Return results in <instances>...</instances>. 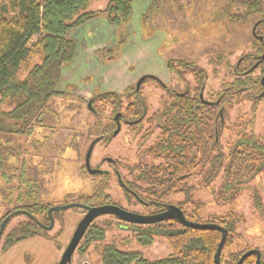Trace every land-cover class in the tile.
I'll use <instances>...</instances> for the list:
<instances>
[{"label":"trees","instance_id":"trees-1","mask_svg":"<svg viewBox=\"0 0 264 264\" xmlns=\"http://www.w3.org/2000/svg\"><path fill=\"white\" fill-rule=\"evenodd\" d=\"M91 1L0 0V105L10 107L8 111L0 112V135H3L0 138V174L6 175L10 171L8 162H11L13 169L19 171L20 184L24 187L23 194L19 192L17 195L18 206L15 209L23 210L30 217L43 216L47 226V211L51 206L40 204L37 180L23 177L25 164L23 161L18 164V159L24 142H20L18 137H31L36 126L48 129L57 124L54 100H73L67 94L56 91L62 70L71 64L76 53L72 33L101 16L116 30L117 36L119 33V47L125 43L121 31L133 15V3L146 0H109L104 9L89 11ZM166 1L169 0H162L163 3ZM225 1V8L228 6L231 11L229 21L232 24L263 16L264 0ZM36 59L40 61L35 62ZM174 62L167 61L169 73H174L179 67L183 70L181 74H192L199 91L204 87L201 71L184 61ZM242 67L238 69L239 72L246 70ZM145 82L138 92L132 88L130 94L126 95L105 92L94 96L90 100V112L97 121L89 130V137L103 135L104 139H112L114 127L112 124H101V114L95 105L109 104L112 114L122 110L124 117L134 122V126H128L134 132L133 136L139 134L144 123L146 128L140 141L144 143L150 138L152 141L145 146L137 163L129 171L132 179L123 181L125 195L135 204L141 202L154 211L161 212L172 205L178 207L188 221L223 228L226 238L220 263L236 264L245 252L253 249L230 250L240 237L237 226L243 222V217L228 211L203 220L204 204L196 199L193 191L195 188L207 189L214 204L231 207L248 183L256 178L264 179V141L254 135L251 121H236L232 127L225 124L221 127L215 116V108L210 105L203 106L199 111L194 110L193 106L198 104L197 96L190 97L188 94L170 101L165 93L159 100L158 111L145 120L142 116L145 111V115H148V108L140 97ZM231 85L233 87L229 88L228 93L224 90L219 93L221 102L233 94L242 96L248 84L246 79H239ZM123 98L126 106H123ZM171 104L176 112L174 115H171ZM156 128L157 132L154 130ZM224 130L230 131L225 151L220 144ZM8 136L18 137L6 138ZM10 143L13 145L10 146ZM37 143L35 140L29 141L28 147L36 149ZM12 160L17 163L13 165ZM103 177L92 185L90 194L68 195V198L74 200L72 203L86 206H118L106 194L107 180ZM1 193L3 199L9 198L6 191ZM172 197L177 199L172 200ZM251 198L254 213L264 221V205L260 197L254 192ZM57 215L52 214L53 218ZM3 219H0V224ZM123 224L131 232L137 246L148 247L161 240L169 247L171 254L148 261L137 250H120L114 243H104L100 248L102 264H214L213 256L221 239L219 231L190 229L176 220L145 226ZM34 229L42 231L29 218L17 224L5 237L2 249L36 236ZM104 233V227L91 224L82 238L83 242L88 245L89 242L103 241ZM241 264H255V256L247 257ZM259 264H264V259L260 258Z\"/></svg>","mask_w":264,"mask_h":264},{"label":"rangeland","instance_id":"rangeland-1","mask_svg":"<svg viewBox=\"0 0 264 264\" xmlns=\"http://www.w3.org/2000/svg\"><path fill=\"white\" fill-rule=\"evenodd\" d=\"M108 1L92 0L88 10H102ZM144 2V10L143 7H139L140 10L136 8L127 26L122 29L125 43L119 47L117 41L113 42L112 36L109 35L114 31L113 28L106 31L108 34L105 38L97 40L84 36V29L72 33L71 37L76 42V53L71 64L62 70L56 91L67 94L73 100L66 101L60 98L54 100L57 124L48 129L36 126L31 137L16 136L20 138V142H24L18 164L22 161L25 164L23 177L37 180L41 205L59 207L72 203L74 200L68 198V195L90 194L92 185L104 178L90 176L84 169L87 148L95 140L94 136L89 137V130L95 126L97 119L90 112L91 105L88 107L94 96L105 92L130 94L143 75L159 77L164 85L170 89L174 88L176 92H182L187 81L196 95L197 87L192 74L186 78H182L181 74L179 75L181 78L176 79L173 73H169L167 61L172 60L175 64L177 61H184L201 71L204 76V98L209 99L213 96L211 99L214 100L216 94L231 82L230 72L227 71L228 65L234 66L245 52L252 49L250 31L253 20L232 24L229 21L231 11L228 6L225 8L227 5L225 0ZM98 18L103 19L101 16ZM91 24L96 25L95 21ZM117 38L120 40V37ZM95 41H98V44ZM39 61L40 59L35 60ZM163 95L164 92L157 83L152 80L145 82L140 97L146 103L148 114L158 108ZM122 102L123 106H126L124 98ZM95 108L101 114V124H111L108 121V118L114 115L111 106L95 105ZM8 110L9 106L0 105V112ZM226 113L227 118L223 124L232 127L236 121L243 123L252 120L254 135L264 141V98L254 106L251 100L242 95L226 108ZM128 130L130 131L128 127L121 126L120 133L111 143H98L91 154V167L99 164L103 157L111 158L117 161L121 180L130 181L132 174L129 171L152 138L141 143V135L139 139L134 138L133 133ZM229 135L230 131L224 130L220 136V144L224 151ZM0 138H3V135H0ZM34 140L38 142L36 149L29 148V141ZM11 143L10 146L13 145ZM12 161L14 165L16 161ZM100 169L109 172V175L105 176L106 194L112 203L140 214L152 210L127 198L110 167L104 164ZM19 175V171L14 169L11 175L0 174V219L18 206L17 195L19 192L23 194L24 189L20 184L22 181ZM1 191L8 193L7 200L3 199ZM253 191L258 194L264 205L262 177L248 183L231 207L214 204L213 197L207 189L195 188L193 192L196 199L204 204L203 220L228 211L236 212L243 217V222L237 226L240 237L230 248L231 251H242L245 247H251L252 250H259L260 258L264 259V221L253 211L251 198ZM171 199L176 200L177 197ZM82 216L81 209L73 208L58 212L53 218L51 230L38 231L40 235L21 240L3 250L5 237L17 224L26 221L23 216L15 215L3 230L0 240V264H58ZM92 224L105 228L103 241L89 242L86 245L81 239L68 264H102L100 248L104 243H114L120 250H137L148 261L162 259L171 254L169 247L161 240L148 247L137 246L129 229L123 222L113 217L102 216Z\"/></svg>","mask_w":264,"mask_h":264},{"label":"flooded vegetation","instance_id":"flooded-vegetation-1","mask_svg":"<svg viewBox=\"0 0 264 264\" xmlns=\"http://www.w3.org/2000/svg\"><path fill=\"white\" fill-rule=\"evenodd\" d=\"M252 20L253 21H252L251 31H250L251 37H252V43H251L252 49L249 52H245V54L243 56H241L236 61V63L234 64V66H231V67H233V69H231L229 67V65H228L227 71L230 72L231 82H230V84L228 86L224 87L222 90H224L225 93H228L229 88L233 87V85H231V84L237 83V80H239V79H242V80L243 79H246L248 85H247V87L245 88V90L241 94H243L244 96H246V98H248L249 100H251V102L255 106L257 104V102L261 101L264 98V83L262 82V80L264 78V13H263V16L261 18L260 17H256L255 19H252ZM244 62H245V64H243ZM242 66L245 67L246 70L243 71V72H239L238 69L240 67H242ZM179 70L180 69L178 67V68H176V70L173 73V75L175 76L176 79L181 78V77H179V75H181V72H178ZM182 72H183V70H182ZM255 72H258L257 75L254 74ZM186 76L187 75H183L182 74V78H186ZM153 77H155V76L153 75ZM156 78L157 79H147V81L148 80H152L155 83H157V85L163 90L164 94L165 93L168 94L167 96L169 97L170 101H172L174 97H183L184 95H187L188 94L190 97L197 96L196 101H197L198 104H196V105L193 106V109L194 110H196V111L202 110L203 109V106H209L210 107V105H211L212 107H214L215 108V113H216L215 116L219 120V122L221 123V127H222V124L224 123V119L227 118L226 108L229 107V106H231L235 101H237V98L240 99V96H241L240 95L238 97L237 94H233V95L228 96L227 98L223 99V102H221L222 101V98H220L219 94H216V96H215L216 98L214 100L211 99L213 96H210L209 99H205L204 98V93H203V88L200 91L198 89L197 90L195 89V91H197V94L195 95V92L192 89H190L189 84H188L187 81H186V85L184 86V89L182 90V92H176V90L174 88L170 89V88L167 87V85H164L161 82V79L159 77H156ZM142 84L140 85V87L142 86ZM195 86H197V85H195ZM139 89H138V91H139ZM138 91H136V92H138ZM158 109H159V106H158V108L154 112H152L151 114H148V115H145V113H146V111H145L143 113V116L142 117H144L145 120L146 119H149L150 117H152L158 111ZM170 109L172 111V114L171 115H174L176 112H175V109H174V105L173 104H171ZM219 114L221 116H219ZM116 115L118 117H117V120L115 121L114 120V117ZM108 121L114 127L113 130H112V133H111L112 139H108V137H106V139H104L103 138V135H100V136H98V137L95 138V140H98V142L95 144V146L98 143L99 144L100 143L101 144L102 143H111V141L113 140V138H115L120 133L121 126H125V127H128V126H131L132 127V126H134V122L129 121L128 119H126L124 117V113L121 112V111L114 112L113 117L112 118L111 117L108 118ZM250 121L252 122V125H253V121L252 120H250ZM117 122L120 125V130H119L118 134L115 137H113L112 135H113V132L116 130V124H117ZM136 125H135V127H138ZM145 126L146 125H144V123H143L142 124V127H141V130H139V134L138 135H135L134 138H138L139 139L140 138V135L141 134L143 135V131L146 128ZM154 130L156 132L158 131L157 128L154 129ZM129 132L131 134L134 133L132 131V129H130ZM90 159H91V157H90ZM108 159H111V158L103 157L99 161V164H97L95 167H91L90 160H89V165H90V167L92 169H98L99 171H101V174H99V176H101V177L108 176L109 175V172L108 171L101 170L100 169V167H102L104 164H106L108 167H110L112 173L114 174V176L116 178H117V175L121 177V174L118 171L117 161H115V160L112 159V161L109 162V161H107ZM8 166L11 167V169H10L11 172L10 173L7 172V174L8 175H11V173L13 171L12 164H10L8 162ZM95 176H98V175H95ZM117 182H118V180H117ZM122 183H124L123 180H122ZM138 204L140 206L145 207V208H150L149 206H147L145 204H142L141 202L140 203L138 202ZM165 210H166V208H163V210L161 212H164ZM161 212H157V211H154V210H150V212H148V213H141V214L140 213H136V212H133V213H136V214H139V215H154V214H158V213H161ZM84 213L85 212H83V214ZM11 214H15L16 216L17 215L23 216L26 219V221H28V218H29L31 220V222L33 224H35L36 227L38 229H41L42 231H45L43 228L44 227H47V225L45 224V219H44L43 216H36V217H32L31 216L30 217V215L28 213H25L23 210L15 209V210H12L11 212L7 213V215L4 216V219L6 217H8L9 215H11ZM110 217H112V216H110ZM13 218L14 217H12V219ZM9 221L6 223V225L9 223ZM33 232L36 235H38V233H39V232H37L36 229H34ZM2 234H3V232H2ZM2 234H1V238H2ZM1 238H0V240H1Z\"/></svg>","mask_w":264,"mask_h":264},{"label":"water","instance_id":"water-1","mask_svg":"<svg viewBox=\"0 0 264 264\" xmlns=\"http://www.w3.org/2000/svg\"><path fill=\"white\" fill-rule=\"evenodd\" d=\"M147 79H157L156 77H153L151 75H143L141 76L138 81L136 82V86H135V90L138 91V89L140 88V85ZM262 82L264 83V78L262 80ZM91 102L88 103V107L90 108ZM219 116H221L219 114ZM117 115L114 117V120H117ZM120 130V125L117 122L116 124V130L113 132V137H115L118 132ZM98 142V140H94L91 142V144L89 145V147L87 148L85 157H84V167L85 170L87 172V174H89L90 176H95V175H99L101 174V171H99L98 169H92L89 165V160L93 151V148L95 146V144ZM107 161L111 162L112 159H108ZM117 180H118V184L119 186L124 189L125 185L122 183V180L120 178V176L117 175ZM81 209L83 210L85 213L83 214L82 218L80 219V221L78 222V224L75 227V230L71 236V239L67 245V247L65 248L60 261L58 262V264H68L71 261V258L79 244V242L81 241V239L83 238L86 230L88 229V227L90 226V224L97 218L102 217V216H112L115 219H117L120 222L123 223H128V224H134V225H140V226H145V225H152L161 221H165V220H176L179 222V224H181L184 227L190 228V229H197V230H215V231H219L221 233V239L220 242L217 246L216 252L214 253L213 256V261L214 264H221L220 263V253L221 250L223 248L224 242H225V238H226V231L214 224H208V223H196V222H191L185 219L182 211L176 207V206H167L166 210L164 212L158 213V214H154V215H139L133 212H129L126 211L118 206L115 205H101V206H86L80 203H69V204H65L63 206H59V207H51L48 209L47 211V216H48V220H49V225L47 227H44L43 229L45 231L51 230L53 227V213H58L64 210H68V209ZM15 214H11L8 217H6L0 224V238H1V234L6 226V223L12 218L14 217ZM250 256H255V264H259L260 262V256H261V252L259 250H249L247 252H245L238 260V262L236 264H241L247 257Z\"/></svg>","mask_w":264,"mask_h":264},{"label":"crops","instance_id":"crops-1","mask_svg":"<svg viewBox=\"0 0 264 264\" xmlns=\"http://www.w3.org/2000/svg\"><path fill=\"white\" fill-rule=\"evenodd\" d=\"M139 3V4H138ZM145 2L144 1H135L134 3H133V14L136 12V8L138 9V10H140V8L141 7H143V10H144V8H145V4H144ZM143 5V6H142ZM140 7V8H139ZM95 21V24L96 25H93V24H91L92 22H94ZM99 25V26H98ZM113 27H111L110 25H108L107 23H106V21L104 20V19H100V18H98V19H94V20H92V21H89V22H87L84 26H82L81 28H79V29H84V36H90L88 39H93V40H97V39H99V38H101V37H104L105 38V35H107L108 33L106 32V31H111V29H112ZM78 29V30H79ZM114 29V28H113ZM77 31V30H76ZM80 31V30H79ZM75 33V32H74ZM78 33V32H77ZM89 34V35H88ZM110 36H112V40H113V42L114 41H117V32H116V30L114 29V31L112 32L111 31V34H109ZM103 41L104 42H106V40L105 39H103ZM95 43H97L98 44V41H95ZM95 43H93V44H95ZM159 61H160V59H159ZM148 74V73H147Z\"/></svg>","mask_w":264,"mask_h":264}]
</instances>
